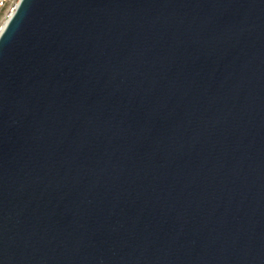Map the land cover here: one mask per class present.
<instances>
[{
  "label": "water",
  "instance_id": "1",
  "mask_svg": "<svg viewBox=\"0 0 264 264\" xmlns=\"http://www.w3.org/2000/svg\"><path fill=\"white\" fill-rule=\"evenodd\" d=\"M0 264H264V0H20Z\"/></svg>",
  "mask_w": 264,
  "mask_h": 264
},
{
  "label": "built area",
  "instance_id": "2",
  "mask_svg": "<svg viewBox=\"0 0 264 264\" xmlns=\"http://www.w3.org/2000/svg\"><path fill=\"white\" fill-rule=\"evenodd\" d=\"M19 2L20 0H0V31L4 23L12 17Z\"/></svg>",
  "mask_w": 264,
  "mask_h": 264
},
{
  "label": "bare ground",
  "instance_id": "3",
  "mask_svg": "<svg viewBox=\"0 0 264 264\" xmlns=\"http://www.w3.org/2000/svg\"><path fill=\"white\" fill-rule=\"evenodd\" d=\"M15 11V10H14ZM8 22L4 23V25L2 26L1 30L7 25ZM1 32V31H0Z\"/></svg>",
  "mask_w": 264,
  "mask_h": 264
}]
</instances>
